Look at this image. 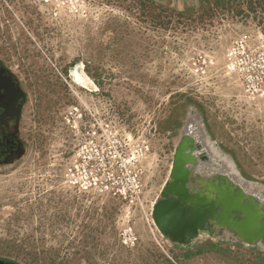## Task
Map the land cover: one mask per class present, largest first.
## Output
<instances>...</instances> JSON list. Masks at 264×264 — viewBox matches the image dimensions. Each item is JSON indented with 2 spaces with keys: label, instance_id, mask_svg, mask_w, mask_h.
<instances>
[{
  "label": "rangeland",
  "instance_id": "rangeland-1",
  "mask_svg": "<svg viewBox=\"0 0 264 264\" xmlns=\"http://www.w3.org/2000/svg\"><path fill=\"white\" fill-rule=\"evenodd\" d=\"M0 59L24 101L0 259L264 264L261 243L176 245L152 214L187 133L264 193V0H0Z\"/></svg>",
  "mask_w": 264,
  "mask_h": 264
},
{
  "label": "water",
  "instance_id": "water-1",
  "mask_svg": "<svg viewBox=\"0 0 264 264\" xmlns=\"http://www.w3.org/2000/svg\"><path fill=\"white\" fill-rule=\"evenodd\" d=\"M23 152L20 149L16 157ZM214 161L205 137L191 133L182 137L170 180L153 207L156 227L168 241L183 247L202 232L217 239L264 244V193L248 189L233 176L234 171ZM165 192L171 194L168 199H162ZM175 204L185 206L183 213L169 219ZM0 264L12 263L0 259Z\"/></svg>",
  "mask_w": 264,
  "mask_h": 264
},
{
  "label": "flooded vegetation",
  "instance_id": "flooded-vegetation-1",
  "mask_svg": "<svg viewBox=\"0 0 264 264\" xmlns=\"http://www.w3.org/2000/svg\"><path fill=\"white\" fill-rule=\"evenodd\" d=\"M22 101L23 90L18 77L0 59V164L9 163L21 149L18 126ZM185 156L188 158V154ZM170 195L165 192L162 199ZM181 207L185 206L175 204L167 218H179L183 213Z\"/></svg>",
  "mask_w": 264,
  "mask_h": 264
},
{
  "label": "bare ground",
  "instance_id": "bare-ground-1",
  "mask_svg": "<svg viewBox=\"0 0 264 264\" xmlns=\"http://www.w3.org/2000/svg\"><path fill=\"white\" fill-rule=\"evenodd\" d=\"M73 77L74 78H76L77 77V75H76V73H73ZM212 154H213V157H214V159L215 160H217L220 164L219 165H224L223 167H226V169H230V170H232L230 167H229V165H228V162H227V159L226 158H223V157H221L220 155H218V154H215L213 151H212ZM219 156V158H218V156ZM220 158H222L223 160H221ZM233 171V170H232ZM232 174H234L233 176H236V178L238 179V181H240V182H243L241 179H240V177L238 176V175H236L234 172H231ZM245 186L249 189H252V187H250L248 184H245Z\"/></svg>",
  "mask_w": 264,
  "mask_h": 264
},
{
  "label": "trees",
  "instance_id": "trees-1",
  "mask_svg": "<svg viewBox=\"0 0 264 264\" xmlns=\"http://www.w3.org/2000/svg\"><path fill=\"white\" fill-rule=\"evenodd\" d=\"M7 261V260H6ZM9 262H11V261H9Z\"/></svg>",
  "mask_w": 264,
  "mask_h": 264
}]
</instances>
